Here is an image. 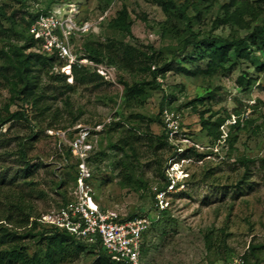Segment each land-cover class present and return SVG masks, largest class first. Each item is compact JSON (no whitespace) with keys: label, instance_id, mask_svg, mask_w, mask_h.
I'll return each mask as SVG.
<instances>
[{"label":"rangeland","instance_id":"374dc122","mask_svg":"<svg viewBox=\"0 0 264 264\" xmlns=\"http://www.w3.org/2000/svg\"><path fill=\"white\" fill-rule=\"evenodd\" d=\"M162 1L60 0L57 4L68 13L77 11L78 27L90 28L71 39L77 57L93 63L79 68L98 73L97 67H103L107 73L77 85L73 69L70 75L63 71L64 61L44 66L36 56L41 49L26 47L22 27L15 28L8 18L21 6L5 7L6 16H0V113L25 109L37 135L28 145L26 167L18 143L30 135V124L13 120L1 127L6 135L0 148V219L9 215L6 194L9 199L24 194L40 217L61 207L64 199L72 201L80 163L73 144L85 139L91 147L86 163L101 207L122 218L160 216L156 195L165 189L167 214L147 235L143 264H264V51H256L259 63L234 59L208 74L198 71L207 68V60L191 59L197 52L184 48L193 32L199 39L245 37L264 24V0H173L169 10ZM179 6L186 8L189 22ZM27 12H17L19 23L33 9ZM87 43L104 56L91 53ZM152 59L157 63L152 69L170 64L165 77L157 79L158 89L145 70ZM25 65L51 105L46 118L18 94ZM60 72L69 75L72 87L50 77ZM135 85L144 93L130 99L127 89ZM165 105L180 117L176 135L167 129ZM203 121L221 132L219 139L203 128ZM49 123L55 128L48 129ZM178 170L184 172L179 177H187L171 189ZM23 241L31 253L45 252L46 242ZM62 252L58 264L104 263L97 251L71 242Z\"/></svg>","mask_w":264,"mask_h":264},{"label":"trees","instance_id":"16d2710c","mask_svg":"<svg viewBox=\"0 0 264 264\" xmlns=\"http://www.w3.org/2000/svg\"><path fill=\"white\" fill-rule=\"evenodd\" d=\"M60 2V0H10L9 2L0 3V16H6V6L10 3H17L21 6V9H26V12L33 9V12L30 13L29 17L23 16L24 23H19L17 20V12L21 9L14 11L12 17H8L12 21V25L16 28L18 25L23 29V37L25 39L26 47H36L38 46L41 51L37 52L36 56L38 61H40L44 66L48 64L52 67L54 62L58 60V57L55 54H48L42 50V46L39 41H37L33 35L30 33V27L34 20L43 14H47L51 9ZM174 5L173 0H164L162 1V6L165 10H169L170 6ZM178 11L181 16L190 21L188 15L186 14V8L179 6ZM28 13V12H27ZM188 24V23H187ZM189 25V24H188ZM119 26L127 27L129 25L119 24ZM191 39H186L184 42V48L192 46L197 52L196 56L191 57L193 60H207L208 65L205 70H198L199 72H205L208 74H214L219 68H225L228 63L234 59H249L254 62L259 63L258 56L256 55L257 50L264 51V24L255 26L252 31L241 39L229 40L224 37H205L199 39L198 35L194 32L192 33ZM73 39V38H72ZM86 47L91 53H95L96 56L103 55L102 51H97L89 43L86 44ZM126 53L128 52L133 57V48L126 47ZM96 58V57H94ZM136 59H140L137 57ZM98 62H104L101 58H96ZM113 62V61H111ZM157 64L154 59L151 60L147 69L151 72L153 88H160L161 85L157 82L159 77H165L166 72L170 70V64H163L162 66L155 67L152 69V65ZM264 68V65H262ZM189 75L197 74V71L191 72L187 69H182ZM19 76L21 79V87L18 90V94L23 101L24 105H28L31 108L38 111L39 116L45 117L48 116L49 111L51 110V105L47 101V96L44 94L43 90L40 89L39 84L35 80V76H32L29 65H25L22 70L19 71ZM68 76L64 72H60L57 75L52 74L50 77L55 78V81H60L65 83L68 87H72L77 84H85L91 82L95 77L102 78L98 73L91 72L87 68H79L77 65L73 67V85L68 83ZM144 93V90L138 86H133L127 89L126 96L130 99L137 96H141ZM167 99V98H166ZM170 110L169 105H165L162 109ZM13 120H26L30 124L31 133L28 138L19 141L18 155L25 160L26 167H29V162L26 160L27 150L29 143H31L36 138V131L33 126H31V119L26 113V110H18L12 113H7L2 115L0 113V148L4 146L1 140L6 134L1 131L3 125L8 124ZM203 128L209 131L210 134L214 135L216 139H219L221 132L211 128V126L203 121ZM48 129L55 128L52 123L48 124ZM167 138V135H165ZM2 189L0 188V195H2ZM165 189L160 188L157 194ZM8 200V212L9 215L5 216L7 224L0 223V264H58L62 261L63 249L68 242H71L73 245H77L79 249H91L92 251H97L100 255V258L103 259V264H116L114 261H111V257L106 255L108 253L100 242L96 244H87L76 239L73 235L68 233L65 230L50 227L46 224H43L39 221L40 215L34 211L33 205L30 204V201L24 194H21L15 198L7 197ZM71 200L64 199V204L69 203ZM15 209L19 214V219L14 218L12 215V210ZM167 214V210H163L159 216L151 225L149 231L144 235V243L142 248V260L144 257L145 245L147 240V235L156 224L160 222L161 216L164 217ZM140 215H131L123 219H132ZM22 229V230H20ZM23 239H33L38 242H46L45 252L35 251L34 253L30 252V244L23 241ZM143 264V263H142Z\"/></svg>","mask_w":264,"mask_h":264},{"label":"built area","instance_id":"2783aa9c","mask_svg":"<svg viewBox=\"0 0 264 264\" xmlns=\"http://www.w3.org/2000/svg\"><path fill=\"white\" fill-rule=\"evenodd\" d=\"M1 3V0H0ZM76 10L68 13L64 5L56 4L51 11L36 18L30 27V33L40 42L42 50L48 54H55L61 61L63 71L72 73L74 66H90L92 61L86 57H77L73 51L71 39L74 35L86 33L89 26L78 27L75 18ZM98 73L107 76L103 67H97ZM166 117L167 129L171 135L179 132V116L163 110ZM76 156L80 159L78 167V184L73 193L74 198L58 209L43 214L39 221L50 227L67 231L76 239L87 244L101 243L103 248L116 256L125 264H142V248L144 235L149 231L152 223L158 218L155 213H147L132 219H123L114 210L98 205L95 200V190L91 183L92 173L86 163L90 145L84 140H77L73 144ZM172 177L171 189L181 184L187 175ZM161 191L156 195L158 212L165 209Z\"/></svg>","mask_w":264,"mask_h":264}]
</instances>
